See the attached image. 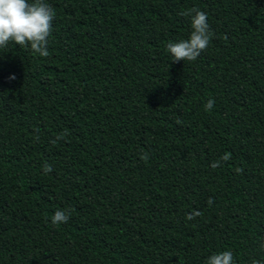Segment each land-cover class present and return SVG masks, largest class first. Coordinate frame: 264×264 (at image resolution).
I'll return each mask as SVG.
<instances>
[{
	"label": "trees",
	"instance_id": "16d2710c",
	"mask_svg": "<svg viewBox=\"0 0 264 264\" xmlns=\"http://www.w3.org/2000/svg\"><path fill=\"white\" fill-rule=\"evenodd\" d=\"M45 2L49 56L0 49V264H264V0Z\"/></svg>",
	"mask_w": 264,
	"mask_h": 264
},
{
	"label": "clouds",
	"instance_id": "9594fccd",
	"mask_svg": "<svg viewBox=\"0 0 264 264\" xmlns=\"http://www.w3.org/2000/svg\"><path fill=\"white\" fill-rule=\"evenodd\" d=\"M181 15L191 16V32L190 38L179 42H169L167 50L173 57L174 62L180 61H196L201 53L207 50L214 32L210 28L207 14L198 8H191ZM56 12L51 5L45 0H0V49L6 48L9 43H15L20 47L30 46L34 53H38L41 57H48L47 48L49 37L53 32V21ZM10 79H15L13 75ZM215 106V100L210 99L205 104V111H210ZM66 133L61 134L53 140L55 144L59 139H63ZM38 139V137H37ZM148 155L145 153L141 159L147 161ZM231 159V154L226 153L221 157L222 161ZM220 166V161L213 162L212 168ZM44 174L51 173L53 168L50 164L45 163L43 166ZM237 169V172H242ZM213 200L209 198L208 204H213ZM202 212L195 211L189 213L186 217L193 220L201 216ZM71 216V209L57 210L52 217V223L55 225L67 223ZM206 264H234V258L231 251H223L213 254L207 258ZM253 264H259L253 261Z\"/></svg>",
	"mask_w": 264,
	"mask_h": 264
}]
</instances>
